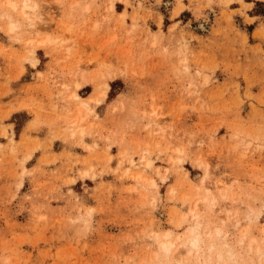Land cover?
<instances>
[{"label": "rangeland", "instance_id": "rangeland-1", "mask_svg": "<svg viewBox=\"0 0 264 264\" xmlns=\"http://www.w3.org/2000/svg\"><path fill=\"white\" fill-rule=\"evenodd\" d=\"M7 1L0 264H264V0Z\"/></svg>", "mask_w": 264, "mask_h": 264}, {"label": "bare ground", "instance_id": "bare-ground-1", "mask_svg": "<svg viewBox=\"0 0 264 264\" xmlns=\"http://www.w3.org/2000/svg\"><path fill=\"white\" fill-rule=\"evenodd\" d=\"M28 1L29 0H24L22 4H18L14 0H8L7 5L11 7L13 11H16L17 13L23 15L27 20H30V15H34L36 13V7L30 4ZM32 24L33 23H27L21 25ZM19 25L20 23L12 21L10 26L11 31H13ZM209 176L210 174L209 172H207L203 178V181L205 182L209 178ZM207 190L209 191L208 187ZM203 199L205 201H208L211 205H215L216 203L215 198H210L208 194L203 197ZM195 217L198 218L194 226L189 230V238L184 242L183 247L178 249V251L174 250L175 244L172 241H161V253H163L164 256L168 259V261H166V264H189V262L183 258V255L185 254L188 257L194 255L196 257L197 264H212L214 257H216L217 259L224 258L225 249L229 254V256L226 257L227 260L233 259L236 255V251H234L228 241L224 240L225 232H223L219 228H216L213 222H208L205 224L202 222V220L200 221L198 215H195ZM168 234L165 237H167ZM218 237H223V241L221 240L220 242H218ZM243 239L244 236L241 237L240 241H243ZM219 243L221 244V246L218 245ZM260 255L263 256V253H261ZM225 264H227V262Z\"/></svg>", "mask_w": 264, "mask_h": 264}, {"label": "crops", "instance_id": "crops-1", "mask_svg": "<svg viewBox=\"0 0 264 264\" xmlns=\"http://www.w3.org/2000/svg\"><path fill=\"white\" fill-rule=\"evenodd\" d=\"M17 113H20V112H18V111H17V112H13V115H15V114H17Z\"/></svg>", "mask_w": 264, "mask_h": 264}]
</instances>
